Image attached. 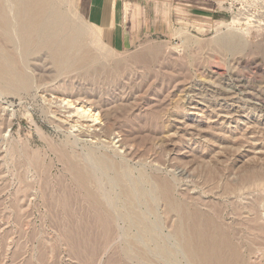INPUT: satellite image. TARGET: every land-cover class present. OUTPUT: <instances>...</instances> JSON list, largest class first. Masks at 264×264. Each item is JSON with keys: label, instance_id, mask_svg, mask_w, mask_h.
<instances>
[{"label": "rangeland", "instance_id": "1", "mask_svg": "<svg viewBox=\"0 0 264 264\" xmlns=\"http://www.w3.org/2000/svg\"><path fill=\"white\" fill-rule=\"evenodd\" d=\"M129 1L126 33L142 37L129 49L108 44L86 0H66L102 65L55 81L64 94L41 66L32 88L0 91V264H143L129 242L156 254L147 237L137 244L143 233L128 220L106 236L76 163L95 169L91 187L116 205L125 197L115 171L126 170L162 246L180 242L176 215L152 188L160 181L189 208L215 214L245 264H264V0ZM90 127L98 139L81 134Z\"/></svg>", "mask_w": 264, "mask_h": 264}, {"label": "bare ground", "instance_id": "2", "mask_svg": "<svg viewBox=\"0 0 264 264\" xmlns=\"http://www.w3.org/2000/svg\"><path fill=\"white\" fill-rule=\"evenodd\" d=\"M65 2L66 0H0V91L21 93V91L27 90L29 87L32 88V83L36 82L34 80L35 74L38 72L36 70L37 72L34 73V71L38 66H41L42 68L40 69H43V71L48 70L51 72L48 79L51 84H54L55 81L57 82L62 77H71L73 75L74 78L75 72H87L90 69H95L98 65H102L100 55L91 46L86 28L72 16V13L64 9ZM45 78L44 75L41 76L40 81H46ZM73 78L72 80H74ZM54 85V89L61 91V88L56 84ZM61 93L64 94L62 91ZM63 100L72 104L66 98H63ZM85 109L81 112H85ZM68 112L70 113V111ZM66 114L67 120H71L72 116L73 118L75 117L74 114ZM99 115L100 113L95 116L96 120L100 118ZM91 116V118L94 117V115ZM103 120V129H105L106 121L105 119ZM86 130H81V134H88L93 139L94 137L97 139L100 137L99 133L101 131H99V127H95L92 130L90 127L88 131ZM92 158L90 157L89 159L92 160ZM109 160L108 158L100 160L101 166L106 168V170L109 168L113 170L115 168L114 162ZM71 168L77 186L85 194L86 202L90 204L93 214L95 213L97 216L96 219L98 218L104 229L106 228V236L109 237L118 225V221L123 219L124 221L128 220L126 222H130L131 226L136 227L141 231L140 233H143L138 238L135 234L137 244L138 241L143 239L142 236L156 243V254L154 253L155 255H153L152 250H148L146 247L143 249L136 244L132 246V244H129L131 242L127 241V243L129 242L128 245H131L128 247V253L139 258L141 263L180 264V261L178 262L177 260L178 254H180L181 258L185 259L186 264H245L243 253L241 254L238 244L233 240V235L228 232L230 230H227L218 222L215 214L205 213L194 206H192L194 209H191L188 207L191 205L186 200L176 198L172 193L170 183L160 181L155 183L152 188L156 190L155 193L157 195L161 196L162 199L164 198L169 211L177 217L174 234L180 242L177 246L179 247L178 249L170 245L169 247L167 244L162 246L163 244H159V240H156L155 230L158 224L155 226V223H150L143 212L138 210V193L133 189L134 187L131 186V183H127L129 182V175L126 170L121 171L122 168H119L120 170L115 171V179L122 187L121 194L126 198L123 197L124 203L122 202L123 205L121 204V207V205H116L111 201L112 198L110 199L108 193L102 194V188L101 191L99 187H91L92 182L96 183V185L98 182L96 181L97 176L94 168L79 166L77 163L72 164ZM133 185L135 186V184ZM122 208H125V210L123 211ZM133 239L135 240V238Z\"/></svg>", "mask_w": 264, "mask_h": 264}, {"label": "crops", "instance_id": "3", "mask_svg": "<svg viewBox=\"0 0 264 264\" xmlns=\"http://www.w3.org/2000/svg\"><path fill=\"white\" fill-rule=\"evenodd\" d=\"M128 1L86 0L85 2L87 19L103 31L105 40L115 51H125L130 48L132 39L134 41L142 38L126 33V6L127 3L130 4Z\"/></svg>", "mask_w": 264, "mask_h": 264}]
</instances>
